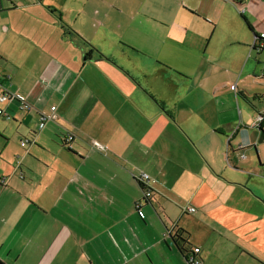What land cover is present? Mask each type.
<instances>
[{"label":"crops","instance_id":"crops-1","mask_svg":"<svg viewBox=\"0 0 264 264\" xmlns=\"http://www.w3.org/2000/svg\"><path fill=\"white\" fill-rule=\"evenodd\" d=\"M233 3L0 0L30 106L0 102V264H264V34Z\"/></svg>","mask_w":264,"mask_h":264},{"label":"built area","instance_id":"built-area-1","mask_svg":"<svg viewBox=\"0 0 264 264\" xmlns=\"http://www.w3.org/2000/svg\"><path fill=\"white\" fill-rule=\"evenodd\" d=\"M264 48V46H262ZM4 77L3 75L0 73V84H2ZM11 99L14 100H19L21 102V110L22 111H26L30 108L29 104L23 99V98H18L15 95H11L8 92L2 93L0 94V102L4 103L6 101H9ZM53 111H56V107H54L52 109ZM3 116H7L6 112L3 109H0V117ZM53 117L52 116H48V115H42L41 117V123H40V128H43L46 124L47 121L52 120ZM74 140L73 136L68 137L67 139H65L66 143L72 142ZM31 142L30 139H25L22 141V146L26 147L29 143ZM97 146L99 148H103L102 145L97 144ZM242 148V147H241ZM243 158L245 159L246 157L243 156ZM138 180L140 182V184L142 185V187L144 188V193L146 195V199L149 200L151 199L152 195H153V189L150 186L151 185V178L149 175L142 173L139 177ZM141 207L138 208V210H140ZM188 212L190 213H194L196 212L195 208H189L187 209ZM141 216H144V212L143 211H139ZM188 264H202V257H201V249L200 248H195L194 250H192L189 255H188Z\"/></svg>","mask_w":264,"mask_h":264},{"label":"rangeland","instance_id":"rangeland-1","mask_svg":"<svg viewBox=\"0 0 264 264\" xmlns=\"http://www.w3.org/2000/svg\"><path fill=\"white\" fill-rule=\"evenodd\" d=\"M242 2H246L245 5H239L236 0H234L233 5L235 6L236 10L238 11L239 15L247 14L249 15L252 24H254L255 28L264 34V0H241ZM242 6L240 9H237V7ZM235 23V24H234ZM237 22H234L231 20V25H233L234 28H236V31H239L240 29H247V25H239L236 24ZM243 30V31H244ZM264 55V53H263Z\"/></svg>","mask_w":264,"mask_h":264},{"label":"trees","instance_id":"trees-1","mask_svg":"<svg viewBox=\"0 0 264 264\" xmlns=\"http://www.w3.org/2000/svg\"><path fill=\"white\" fill-rule=\"evenodd\" d=\"M259 38V40H262V41H264V39H261L260 37H258ZM263 50H264V48H262ZM241 150H245V148L244 147H242L241 148Z\"/></svg>","mask_w":264,"mask_h":264}]
</instances>
